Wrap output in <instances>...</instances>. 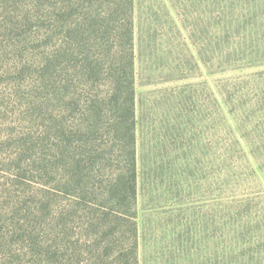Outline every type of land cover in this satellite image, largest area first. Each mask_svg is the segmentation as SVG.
Listing matches in <instances>:
<instances>
[{"label": "trees", "instance_id": "trees-1", "mask_svg": "<svg viewBox=\"0 0 264 264\" xmlns=\"http://www.w3.org/2000/svg\"><path fill=\"white\" fill-rule=\"evenodd\" d=\"M169 1L165 23L190 56L167 80L202 66L220 75L210 144L191 125L206 128L203 106L184 99L176 107L185 120L165 123L140 149L137 0H0V58L26 55L14 83L33 79L37 91L40 125L24 160L58 175L47 189L80 200L78 227L72 219L69 233L63 220L46 242L56 256L49 264H141V174L165 188L167 231L184 264H264V0Z\"/></svg>", "mask_w": 264, "mask_h": 264}, {"label": "rangeland", "instance_id": "rangeland-1", "mask_svg": "<svg viewBox=\"0 0 264 264\" xmlns=\"http://www.w3.org/2000/svg\"><path fill=\"white\" fill-rule=\"evenodd\" d=\"M164 3L171 6L169 0H137L135 11V87L139 146L143 138L144 142L154 144L153 138L157 141L161 137L158 132L165 123L178 124L179 121L185 120L182 116L177 120L180 112L176 107V103L184 99L190 100L194 110L203 106L201 114H206L208 118L204 120L206 128L199 127L198 122L191 125H195L194 131L196 127L197 130L205 131V137L201 134L200 144L203 139L205 143L210 144V113L213 103L211 91H217L216 80L220 75L209 74L202 66L194 67L191 76L186 79L167 80L181 75V69L188 66L184 62L189 59L190 53L189 48L184 46L179 38L176 39L174 26L170 22L165 23L167 17ZM174 12H177L175 9L173 14L179 19ZM177 23L181 25L180 22ZM181 28L183 29L182 26ZM155 29H158L157 36H153ZM192 48L193 53L197 55L195 47ZM23 57L27 56L5 50L0 58V88L5 92L0 93V264H49L51 261L56 263L53 261L56 256L52 257L51 244L46 242L52 239L54 232L63 231V220L69 222V233L73 230L72 227H78L80 200L76 202L47 189L45 185L58 183V175H45L41 170L35 173L39 161L36 158L34 161L32 158L24 160L28 147L31 146L32 136L39 130L40 116L36 114L33 103L37 94L35 81L24 78L21 80L23 86L14 83L18 71L21 70ZM12 60L17 62L12 65ZM28 73L29 71L25 72V75ZM186 83L192 84L184 87ZM171 86H177L179 89L172 94L169 89ZM22 91L24 93L20 96ZM188 107L191 108V105ZM188 115L190 118L194 116L192 112ZM197 115L200 119V114ZM152 152L153 157L159 154L153 149ZM208 156L209 154H206L204 159L207 160ZM261 178L263 179V176ZM149 181L144 180L141 174V264H184L185 255L174 253L178 249L174 250L171 239L173 234L167 231L170 212L166 214L163 211L168 209L167 203L170 202L164 197L165 188L157 181L154 184ZM191 201L192 207L198 208L202 199L193 194ZM45 203L50 204L47 210L41 208ZM20 217L23 219L22 223L17 224ZM72 219L74 221L71 224ZM39 252H42V255H39Z\"/></svg>", "mask_w": 264, "mask_h": 264}]
</instances>
